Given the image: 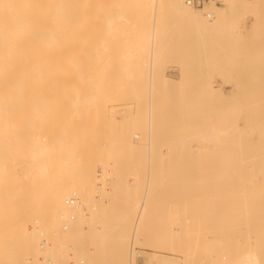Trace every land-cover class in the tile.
Wrapping results in <instances>:
<instances>
[{
	"label": "bare ground",
	"instance_id": "obj_1",
	"mask_svg": "<svg viewBox=\"0 0 264 264\" xmlns=\"http://www.w3.org/2000/svg\"><path fill=\"white\" fill-rule=\"evenodd\" d=\"M111 3L97 7L106 64L87 79L75 54L93 32L89 4L91 17L76 0H0V264H70L71 253L74 264H264V105L235 103L264 75V0ZM47 49L63 53L48 132L54 103L42 94L25 125L13 118L51 75ZM109 77L125 81L109 91ZM124 91L130 105L117 109Z\"/></svg>",
	"mask_w": 264,
	"mask_h": 264
},
{
	"label": "rangeland",
	"instance_id": "obj_2",
	"mask_svg": "<svg viewBox=\"0 0 264 264\" xmlns=\"http://www.w3.org/2000/svg\"><path fill=\"white\" fill-rule=\"evenodd\" d=\"M77 2H79V4L80 3H82V1H84V0H81V1H79V0H76ZM85 1H87V2H89V3H84V4H80L82 7H83V5H88L89 6V8L91 9V15H93V16H95V18L94 19H92V18H88V20L89 19H91V21L93 22H91V24H92V26H93V28H91V27H87V20L85 19V23L84 22H82V24H84V26H85V24H86V27H85V29H87V30H89L90 31V29H93V32H92V34L94 35H92V34H90V33H87L88 34V37L86 36V34L84 35V36H86V37H81V39H83V40H86V38L87 39H89V40H86V41H83L84 42V45L85 46H83V42H80V44L83 46V48H81L82 46L81 45H79V47L81 48H78V49H80V50H78V51H76V54H78V55H76L75 54V56H78L77 58H79L80 59V61L81 62H83V63H85V67H82V68H80L79 69V72L80 73H82L87 79H90V78H97L100 74V71L102 70V65L103 64H106L104 61H105V59H106V57L108 56V54L109 53H107V56H105L106 55V52L105 51H103L102 49H100L99 47H95V45L97 46V43L99 42V40L102 38L101 36H102V31H103V29H101V28H103L102 26L104 25V24H102L101 22L102 21H104V20H102V21H100V19H103V17L102 18H99L98 19V16L100 15V16H103V12H104V10H103V12H102V10H101V8H103L102 6H104V8L103 9H105V8H107V10H108V8H110V10L109 11H111L112 9H113V3H111V2H116L115 3V5L117 4V3H119V2H124V4L126 3H128V5H130L129 4V2H134L135 0H132V1H130V0H85ZM90 1H92V3H90ZM97 3H99V5L97 4ZM103 4V5H101V4ZM78 4V5H79ZM91 4H94V6H95V10L93 9V7L94 6H90ZM113 4V5H112ZM125 4V5H126ZM134 4V5H133ZM79 5V6H80ZM97 5V6H96ZM109 5H111V7H109ZM121 5V4H120ZM133 5V7L134 8H136V5H135V3H131V6ZM77 6V5H76ZM79 6H77V7H79ZM88 6H84L83 8H85V9H83V8H81V11H82V9L84 10V12H86V13H78L77 11V13L80 15V16H84V14H88V16L90 15V12L89 13H87V11H90V10H88ZM101 7L100 9H99V11L101 12H99V13H97V7ZM106 6V7H105ZM124 6V5H123ZM131 6H130V9L131 10H134V8L132 7L131 8ZM98 7V8H99ZM116 7H117V5H116ZM129 7V6H128ZM80 8V7H79ZM78 8V9H79ZM76 9V8H75ZM116 9V8H115ZM86 10V11H85ZM95 12H94V11ZM106 11V10H105ZM109 11H107L108 13H109ZM113 11H115L114 9H113ZM134 12V11H133ZM94 13H95V15H94ZM83 14V15H82ZM97 14H99V15H97ZM105 14V13H104ZM110 14V13H109ZM78 15V16H79ZM91 15L89 16V17H91ZM92 16V17H93ZM99 16V17H100ZM106 16H109L108 14H106ZM106 16H104L105 18H106ZM87 17V16H86ZM82 18V17H81ZM104 18V19H105ZM80 19V18H79ZM251 18L250 17H248V19H247V27H246V29H245V34L247 35V36H251V33H250V31L248 30V28H250V26H251V21L252 20H250ZM249 20V21H248ZM83 21V20H82ZM81 22V21H80ZM82 24H80V25H82ZM89 25H90V22H89ZM81 28H82V26H81ZM83 29V28H82ZM84 29V30H85ZM100 29H101V32H100ZM81 31H83V30H81ZM92 31V30H91ZM85 32H86V30H85ZM101 33V34H100ZM82 34H84V31H83V33ZM99 34L101 35L100 37H99ZM92 35V36H91ZM98 37V38H97ZM92 38V40H90ZM96 39H97V41H96ZM82 41V40H81ZM89 41H95V44H94V42L93 43H90ZM85 42H86V44H85ZM87 43H89L88 44V46H86L87 45ZM98 45H99V43H98ZM92 46H94V47H92ZM92 47V48H91ZM95 49H97V50H101V52H99L100 53V56L103 58H101V60H99V58H98V51L96 52L95 51ZM251 49H252V47L249 49V52L251 51ZM82 50H87V51H82ZM253 50V49H252ZM105 52V53H103V52ZM117 53L118 51H113L112 52V54L113 53ZM101 53H103V54H101ZM114 53V54H115ZM95 54H96V56H95ZM119 54V53H118ZM40 55L41 56H43L44 58H46V59H48L49 61H52V64H53V67H52V72H51V75L49 76V78L46 80V84H37V85H35V84H32L31 83V85H30V87H29V89L27 90V96H26V100L25 101H23V103H21L20 105H17L16 107H14L13 108V118L14 117H17V118H19V119H21V121L24 123V125L27 123V121L29 120V119H31V114H32V112H33V106H34V102H33V99H34V96L35 95H37V94H42V95H44L48 100H51V102H53L54 103V105H53V107H52V113H53V115H52V118H51V120H52V122H50V120L48 121L47 120V122L45 123V127H44V130L46 131V132H48L50 129H51V123H52V125H54V127H52V129H55V125H56V120H57V116L59 115V113H60V110H61V105L59 104V100L62 98V89H61V85H60V80H59V69L57 68V63L60 61V59H61V57L63 56V53H60V52H58V51H56V50H54V49H47V50H44V51H42V52H40ZM104 55V56H103ZM98 58V59H97ZM102 60H103V62H102ZM100 62H102V63H100ZM102 64V65H101ZM172 64V63H171ZM104 66V65H103ZM169 67H171V68H168V70H167V73H168V75L169 76H171V77H173V78H179V76H181V74H180V72H181V69L178 67V65H176V63L175 64H173L172 66H169ZM173 67V68H172ZM100 68H101V70H100ZM112 68V67H111ZM112 69H114V68H112ZM112 69H110V67H109V69H108V71L110 72H108L109 73V75H111V73H114L113 71L114 70H112ZM171 69H175L174 71H171ZM106 72V73H107ZM264 75L262 76V78L260 77L259 79H260V81L261 82H258V83H255V82H257V81H255L254 83L252 82L251 84H249V83H245V85H244V87L247 89V95H245L244 97L239 93V91H237L236 90V92L239 94L238 95V100L235 102L238 106H240L241 107V110L243 111V113L244 114H246L247 112H248V108L249 107H251V106H253V105H256V104H259V106H263L264 105ZM251 81H252V79L251 78H249ZM259 79H258V81H259ZM249 80V81H250ZM123 81H125V79H120V78H113V77H109V78H107V83L109 84L108 86L110 87L109 89V91H111L113 88H115L116 87V85H118V83H122ZM215 82V83H214ZM213 83L215 84V85H220V81L217 79V77H215V78H213ZM82 88H80V92H81V90L82 91H84V88H85V90L86 91H90L89 90V88L91 87V85H89L88 83L86 84V82H85V84H79ZM85 86H87V87H85ZM79 89V88H78ZM227 90V92L228 91H230V89L228 88V89H226ZM256 90H258L259 91V95H255V94H253V92L254 91H256ZM241 95V96H240ZM127 96H128V93L126 92V91H124V93H123V97H124V99L125 100H122V101H119L118 103V105H116V108L118 109V108H127L130 104H129V101L128 100H126L127 99ZM255 100H256V102H255ZM257 101H259L258 103H257ZM253 102H254V104H253ZM117 118H121V116L120 115H118L117 116ZM87 119H84V120H82V121H80V123L81 124H84V122H87V124H88V126L86 127V128H84V130H90V129H88V127L90 128V125H89V123H88V120L86 121ZM243 120V118L241 117V121ZM84 121V122H83ZM86 124V123H85ZM84 124V125H85ZM26 127V126H25ZM81 127V126H80ZM82 127H83V125H82ZM26 129H27V127H26ZM81 130H83V129H81ZM87 130H86V132H87ZM89 143V144H88ZM88 143H86V144H83L84 145V150H87V151H85L86 153H91L90 155L91 156H93L94 155V157H91V158H93V159H90L89 157H90V155L89 154H86L85 152V154L86 155H89V159L88 160H91V162L95 159L96 160V157H95V154L93 153V152H95V150L93 149V150H91L92 148H93V146H94V144L91 146L90 144H92V142L90 143V142H88ZM90 146H91V148H90ZM89 150V151H88ZM86 160H87V156H86ZM94 160V161H95ZM98 168H99V166H97ZM253 168H254V165L252 166ZM97 168V169H98ZM98 172H100V171H98ZM101 173V172H100ZM99 174V173H98ZM17 176H19V174H17ZM260 177V176H259ZM258 177V179H257V184H259L260 183V181H261V177L259 178ZM188 190V189H187ZM191 190V189H190ZM189 190V191H190ZM175 194H177L176 192H174ZM97 193H95L94 194V197H95V195H96ZM186 194V193H185ZM192 193H187L186 195H184V194H182L181 195V193H179L178 194V196L179 195H181V198L185 201V199H186V201L187 202H189L190 200L192 201V200H195V199H197V197H196V195L194 194H192ZM172 195H174V194H172ZM171 195V196H172ZM175 196V195H174ZM177 195L175 196V197H178ZM174 197V198H175ZM184 197V198H183ZM178 198H180V197H178ZM177 198V199H178ZM176 199V198H175ZM174 199V200H175ZM189 200V201H188ZM191 201L189 202V203H191ZM174 203V202H173ZM176 205V203L175 204H172L171 206H175ZM177 206V205H176ZM192 206V205H191ZM222 206H223V204H222ZM91 207V206H90ZM90 207H89V210H88V212L90 213V212H92V210L90 209ZM190 207V206H189ZM221 207V206H220ZM223 208V207H222ZM191 209H192V207H191ZM221 209V208H220ZM176 217V216H175ZM174 217V218H175ZM172 225H173V227H177L179 224V221H176L175 219L174 220H172ZM180 226V225H179ZM222 229H224V228H221V229H219V231H222ZM224 230H226L227 231V228L226 229H224ZM223 232H225V231H223ZM223 234V233H222ZM221 234V235H222ZM210 236V237H209ZM208 236V242H211V241H213V240H210L209 241V239H212L213 237V235H209ZM224 236V235H223ZM222 236V237H223ZM220 237V236H219ZM225 240H229V238L228 239H226L225 238ZM145 249H146V247H145ZM145 249H142L144 252H147V250H145ZM148 250H154V251H157V250H155V249H153V248H147ZM72 258L70 259V264H74L75 263V261H74V253H71V255H70ZM137 264H145V257L144 256H140V257H138V259H137Z\"/></svg>",
	"mask_w": 264,
	"mask_h": 264
},
{
	"label": "built area",
	"instance_id": "obj_3",
	"mask_svg": "<svg viewBox=\"0 0 264 264\" xmlns=\"http://www.w3.org/2000/svg\"><path fill=\"white\" fill-rule=\"evenodd\" d=\"M225 0H185V4L189 7H192L194 9H203L207 5L214 4L217 6H221ZM210 18V16H208ZM66 204L68 206H77L78 200L75 196L69 198L66 201ZM47 244L46 239L43 237L42 246L44 247Z\"/></svg>",
	"mask_w": 264,
	"mask_h": 264
}]
</instances>
